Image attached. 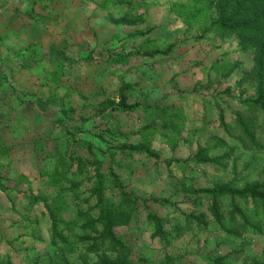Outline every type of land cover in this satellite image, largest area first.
<instances>
[{
    "label": "rangeland",
    "instance_id": "1",
    "mask_svg": "<svg viewBox=\"0 0 264 264\" xmlns=\"http://www.w3.org/2000/svg\"><path fill=\"white\" fill-rule=\"evenodd\" d=\"M189 1H176L178 3L169 9L166 7V10L159 8L155 14H160L158 18L149 19L145 29L144 25L137 27L147 32L136 36L134 32H143L136 29L131 38L126 39L128 51H133L146 39L158 41L161 48L176 43V48L166 57L149 60L132 55V64L128 67H108L103 63L108 53L121 48L118 44L74 51L59 49L49 57L52 55L51 60L64 58L62 65L51 62L27 67L21 63L22 56H14L15 46L11 43L15 36L13 29L21 23V12L15 13L14 10L23 8L24 4L19 5V0L15 3L0 1V42H4L0 44L3 48L0 55L11 60L0 66V150L5 152H0V177L8 190H0V264H46L54 255L50 214L43 204L32 205L26 196L49 197L51 202L58 199V190L69 186L62 179V173H67V180L81 184L80 198L71 192L64 194L68 206L66 219L75 217L79 207L85 211L87 221L98 218L97 198L91 194L93 169L82 175L74 164L67 172L54 157L59 154L69 156L73 151L78 157L102 163L106 197L111 202L119 204L120 193L107 174L110 168L120 177L128 192L138 199L130 225L114 230L131 248L137 264H140L139 259L161 264L166 258L173 259L176 264H211L210 261L216 260L218 264H243L252 257H262L264 217L260 205L240 202L244 213L257 225V231L249 226L242 230L243 222L237 216L236 228L243 233L238 237L216 231L208 196L187 191L190 186L209 189L218 183L236 181L241 187L246 182L264 181V148L260 151L244 139L236 119L237 113H244L245 120L254 126L257 142L264 147L262 115L251 111V105L246 108L239 102V99L255 95L251 84L243 80V74L253 68L252 52L242 50L237 37L197 41L196 30H189L174 12L175 7L187 5ZM126 35L128 33L122 30L118 39ZM31 45L34 46V42ZM25 48L27 50L28 45ZM36 50L42 51L35 47L31 53ZM213 59L222 60V64L214 67L213 63L210 68L209 74L215 72L213 83H209L214 92L205 95L204 91L209 88L198 83L204 80V69H200L199 64L202 60L212 62ZM223 74H228V78L224 80ZM124 82L133 87L130 103L150 98L140 92V84H158V96L160 92H174L173 96L176 93L170 111L179 116L177 124L185 123L180 136L172 137L171 130L170 137L164 135L161 115L154 120L143 108L134 112H101L100 104L108 99L118 100V90ZM226 90L230 92L226 93ZM220 112L225 117L224 128ZM60 119H65L66 124L62 125ZM164 119H167L166 112ZM80 128L84 130L83 135ZM170 128L168 126L167 130ZM66 129L75 135H69ZM240 139L246 140L245 146L241 145ZM91 143L93 147H90ZM123 143H146L159 154L160 160L156 162L137 153L130 155L120 148ZM200 146L211 149L212 158L229 152L234 155L224 160L223 165L198 166L188 160ZM254 152L262 156L252 164L251 154ZM112 153H116L114 157L109 155ZM57 169L60 172L58 181H61L55 187L47 174L54 175ZM153 197L168 200L171 205L155 203ZM221 201V216L228 221L230 200ZM149 212L166 221L164 228L172 238L171 245L154 237L155 228L147 221ZM57 215L63 218L60 213ZM186 215L195 221H189ZM203 219L205 224H199ZM175 227L180 231L178 237L175 235L177 230L172 229ZM76 232L82 234L79 227ZM87 233L91 234V231L87 230ZM83 250L82 247L69 255L72 264H83L79 257Z\"/></svg>",
    "mask_w": 264,
    "mask_h": 264
},
{
    "label": "trees",
    "instance_id": "2",
    "mask_svg": "<svg viewBox=\"0 0 264 264\" xmlns=\"http://www.w3.org/2000/svg\"><path fill=\"white\" fill-rule=\"evenodd\" d=\"M174 12L189 30H196L198 33L197 41L211 39L214 37H237L240 48L246 52H252L253 68L250 72L243 74L244 82L251 84L254 88V97L239 99V102L246 108L251 105V111L262 115V125H264V0H190L187 5L181 4L175 7ZM141 19V18H140ZM144 32H134V35L141 36ZM177 44L171 43L161 48L157 42L147 40L141 46L133 49V51L125 52L121 49L119 52L109 53L106 63L110 66L124 65L126 60L132 56H143L146 58H155L157 56L166 57L175 48ZM224 80L228 78V74L222 75ZM240 86V85H238ZM131 90V85L122 83L119 88L118 100H106L101 105V112L108 110L134 112L143 106L139 103L129 104L128 95ZM230 90H226L229 93ZM144 110L149 111L153 107H143ZM167 119H164V115ZM161 114L163 119L162 129L167 131L168 126L171 128L173 137L180 136L184 123L177 124L179 116L173 111L162 110ZM244 113H237L236 119L239 121L241 131L244 139H246L251 146H255L261 151L262 147L256 138V132L253 131L254 126L250 121L245 120ZM62 120V121H60ZM60 123L65 125V119H60ZM221 125L225 127V117L220 112ZM82 135L84 130L80 128ZM69 135L74 132L66 129ZM110 134V133H109ZM75 135V134H74ZM246 140L240 139L241 145L245 146ZM238 141V139H237ZM93 147V144H90ZM124 151L130 155L137 153L146 155L149 158L155 159L156 162L160 160L159 154L146 143H138L129 145L123 143L120 145ZM235 151L232 148V151ZM116 153H112L114 157ZM211 149L198 147L197 153L188 161L196 165L221 163L224 160H229L234 155L233 153L224 155L221 158H210ZM254 155H258L254 152ZM57 157L60 167H63L68 172L74 164H77V172L85 175L89 169H93V187L91 194L97 198V206L100 210L99 216L96 220L87 221L85 211L78 208V213L75 217L66 219L67 203L64 194L71 192L75 197L80 198L78 195L80 183L71 182L67 180V173H62V179L69 183L68 188L58 190V199L50 201L49 197L41 196H26L32 205L38 203L43 204L45 209L50 214L51 218V245L55 248V253L51 258H48L46 264H72L69 255L76 253L80 248L84 250L80 254V259L83 264H137L132 258L131 248L122 241L116 234L115 228L120 226H129L133 214L136 211L138 199L128 192L126 186L121 182L120 177L110 168L107 174L113 180L114 188L119 190L120 203L115 204L106 197V185L103 174V165L95 159L81 158L76 155V152L68 155H54ZM236 164V160H235ZM58 166V165H57ZM249 169V167H248ZM59 170L54 172V175L47 174L49 182L57 187ZM43 176L44 173L42 172ZM0 177V190L7 192V188L2 182ZM238 182H227L215 184L209 189H196L190 186L187 191L200 196L205 194L211 200L210 212L214 219V228L216 231L223 232L228 235H236L241 237L242 231L236 228V218L239 216L243 222L242 230L246 227H251L257 231V225L251 223L250 218L246 216L240 206V202H252L255 205H261L264 213V182L244 183L243 186L238 187ZM229 199L230 209L227 213L228 221L222 218V201ZM155 203L161 205H171L168 200L152 198ZM57 213H60L63 218H58ZM189 221H195L192 216L186 215ZM147 221L155 228L154 237H159L165 245H171V236L166 231V221L159 217L157 214L149 212L147 214ZM199 224L204 225L205 221H200ZM80 228L81 233H77L76 229ZM176 231V227L172 228ZM91 231V234L87 233ZM180 231H176L178 237ZM92 257L95 259L92 260ZM140 264H152L151 261L139 259ZM211 264H218L219 262L210 261ZM161 264H176L171 258ZM243 264H264V253L262 257H252L251 260L245 261Z\"/></svg>",
    "mask_w": 264,
    "mask_h": 264
},
{
    "label": "crops",
    "instance_id": "3",
    "mask_svg": "<svg viewBox=\"0 0 264 264\" xmlns=\"http://www.w3.org/2000/svg\"><path fill=\"white\" fill-rule=\"evenodd\" d=\"M0 1L2 2L4 0H0ZM12 1H13L12 3H15V0ZM20 1L21 0H19V5L22 2L24 4L23 8L15 9L14 12L15 13L19 11L21 12V17L19 19L21 23L15 26V28L13 29L15 36L12 38V42L11 41L10 42L12 43L13 46H15L14 56L15 55L22 56L21 59H23V61L21 63L22 64L25 63L24 65L27 64L26 66L29 67L30 64L40 65L43 63L50 64L51 62L52 63L58 62L60 65H62L64 63V60L62 59L64 58L61 57L58 58L60 60L57 59L51 60L52 55L49 57L50 54L57 53L59 49L74 51L78 49L84 50L85 47L100 48L101 45H107V44H113V47H115L114 45L118 44L117 46L121 45V48L115 50L114 52H119L121 51V49H124L125 52L128 53L130 51L126 49L127 47L126 39L131 38L133 31H136L139 25H144L145 26L144 29H145L149 25L148 24L150 21L149 19L153 18L155 20V18H158L160 14L158 13L157 16H155V14L158 12L159 8L162 10H166L167 7L169 9L175 3H178L176 1L179 0H24L21 2ZM174 18H176L175 15ZM157 24L159 25V22H157ZM152 25L153 27H155L156 22H154ZM122 30H125V32H127L128 35L119 37L120 39H118V35ZM138 31L147 32L146 30H141L140 28L138 29ZM147 40L148 39H146L144 42H146ZM205 41H209V40L208 39L203 40L201 41V43ZM32 42H34L35 44L34 46L31 45ZM144 42H142V44ZM155 42H157V45L161 47L158 41ZM2 43L4 42H0V44ZM142 44H140L139 46H141ZM25 45H28L27 50H24L26 49ZM35 47L41 48L42 51L36 50L37 52L34 51L33 53H31V49L33 50V48ZM2 49L3 48H0V50ZM131 57L133 56H130L126 60L124 64L125 66L128 67V65L132 64L131 63L132 61L130 62V60L132 59ZM107 58L105 59V61H103L104 65H107L108 67H112L106 63ZM144 59L149 60L151 58H144ZM140 60L143 61V57H140ZM5 61L9 62L11 60H7L6 58L0 55V66ZM213 63H215L214 64L215 67L221 65L222 60L215 59L212 62L202 60L200 61L199 64L200 65L199 68L204 69V74H203L204 80L203 82L201 83L198 82V83L201 86L205 85L206 89L207 87L209 88L208 90L204 91L205 95L214 92V89L209 87V83L211 82L213 83L212 79L215 77V72H211V74H209V70L212 67ZM124 65H119V66H124ZM10 71L12 72L11 69ZM195 71H198V69H196ZM211 76L212 78H210ZM124 83H128V82H124ZM140 85H141L140 92L144 93L145 96H150V98L148 97V99L147 98L141 99L142 102H140L139 104H141L143 107L150 106L154 108L147 111L150 115L154 117V120L157 119L158 114L162 110L170 111L173 109L171 107H173V100L175 101V98L177 96L176 93L173 96L174 92H169V94L168 92H166V94L160 92L161 94L160 96H158V93H156L158 91V84L153 86L150 85L143 86L142 84ZM132 89L133 87L131 85V90L128 95V103L136 104V102L134 103L129 102V96L131 94ZM196 89H199V87H196ZM210 89L212 91H210ZM155 106H161L162 108H158ZM222 127L224 128V126ZM162 133L164 135L165 134L168 136L170 135L169 130L162 131ZM217 142H221V140H217ZM210 146L214 147V145H210ZM2 151L3 150H0L1 153ZM193 156H191V158ZM259 156L260 154L258 155L251 154L252 164L255 159L256 160L260 159ZM221 157L223 156H220L219 158ZM210 158L212 157L210 156ZM247 183H253V182H247ZM263 217H264V213H263Z\"/></svg>",
    "mask_w": 264,
    "mask_h": 264
}]
</instances>
